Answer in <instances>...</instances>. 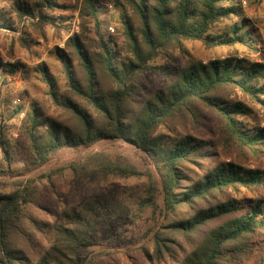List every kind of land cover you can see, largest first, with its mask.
<instances>
[{
    "label": "trees",
    "instance_id": "1",
    "mask_svg": "<svg viewBox=\"0 0 264 264\" xmlns=\"http://www.w3.org/2000/svg\"><path fill=\"white\" fill-rule=\"evenodd\" d=\"M101 4L0 0V264H108L123 244L135 245L146 264H244L264 236V197H238L264 187V61L237 52L204 61L184 45L254 50L242 1L112 0L123 43L102 32ZM73 10L77 32L74 15L65 14ZM23 25L43 38L46 27L59 40L65 34L51 50L63 85L45 62L32 68L47 86V104L26 107L4 91L10 76L29 71L10 60L16 42L35 44L29 33L2 43ZM109 141L135 149L144 168L99 148ZM63 152L81 156L25 175ZM17 162L24 168L14 169ZM64 171L77 196L85 179L137 182L57 215L42 203L39 183L54 189ZM33 207L60 219L38 218Z\"/></svg>",
    "mask_w": 264,
    "mask_h": 264
},
{
    "label": "rangeland",
    "instance_id": "2",
    "mask_svg": "<svg viewBox=\"0 0 264 264\" xmlns=\"http://www.w3.org/2000/svg\"><path fill=\"white\" fill-rule=\"evenodd\" d=\"M69 4H74L77 0H62ZM101 7L99 9V17L103 21L102 32L105 33L107 37L111 33L117 37L118 43H123L124 39L117 31L116 27L119 26L117 21V15L113 13L112 0H99ZM244 9V16L249 22L247 29L250 32V40L255 39L253 44L254 50L247 47L246 45L235 43L233 46H219L214 48H206L200 41H186L184 43L188 51L204 60L224 57L230 52H237L239 56L247 55L249 57H254L258 61H264V0H241ZM66 15H74V19L71 22V30L77 32L78 20H77V10L72 12H66ZM113 29V30H111ZM21 30H26L30 37L34 39L35 44L31 46L30 49L23 48L18 42L14 44L13 52L14 59L11 61H21L29 68L27 73L21 70L15 75L10 76L8 89L4 88V91L9 90L13 97L14 102L23 103L26 107L29 105L31 100H37L43 104L49 102L46 91L47 86L45 83L39 79L38 74L32 71L38 63L45 62L49 67L50 72L53 73L60 85L64 83L63 73L61 69V64L54 54H51V50L55 46L62 47L63 39L65 34H62V40H59L56 36V31L50 27L45 29V37L36 34L30 28H25L24 25L17 32H10L7 39L3 40L2 43L7 48L10 44L11 39L15 40L16 36L21 33ZM2 53L5 54V48H1ZM152 83L158 82L156 78H151ZM51 113V112H50ZM213 123V122H212ZM215 125V123H213ZM203 134H206L203 131ZM18 135L17 131H12L11 138H16ZM99 148H104L111 153H121L126 155L135 165L140 169L144 168V160L137 153V151L120 141H109L102 144ZM2 154V150L0 149ZM81 156V153H71L63 152L58 156L54 157L53 160L37 168H31L26 171V176H37L41 173L58 169L63 165L67 164L76 157ZM0 155V159H1ZM23 157L27 160L26 155ZM28 161V160H27ZM262 168L264 169V159L261 160ZM14 169H23L24 163L17 162L13 165ZM136 180H113L105 184L92 185L87 179L81 182L79 187L80 194L77 196L74 192V187L72 183V176L68 171H64L62 175L54 177V189L51 185L44 180L39 183L40 191H42L41 198L42 203L48 206L53 212L58 213L63 210H69L73 206L77 205L82 199L89 197L91 195H96L97 193H102L107 191L109 188L114 186H121L125 184H134ZM3 189L0 187V191ZM56 190V192H54ZM240 199L248 200L254 198L264 197V187L255 190H242L238 196ZM33 213L38 217L48 222H56L60 219V216H55L44 210H39L32 208ZM255 249L253 251V257L246 261L244 264H255L262 256H264V236L257 239L254 245ZM135 245L123 244L118 247L117 250L110 256H106L104 261L108 264H146L145 260L139 250H136Z\"/></svg>",
    "mask_w": 264,
    "mask_h": 264
},
{
    "label": "built area",
    "instance_id": "3",
    "mask_svg": "<svg viewBox=\"0 0 264 264\" xmlns=\"http://www.w3.org/2000/svg\"><path fill=\"white\" fill-rule=\"evenodd\" d=\"M111 30H113V29H111ZM0 155H1V152H0Z\"/></svg>",
    "mask_w": 264,
    "mask_h": 264
}]
</instances>
